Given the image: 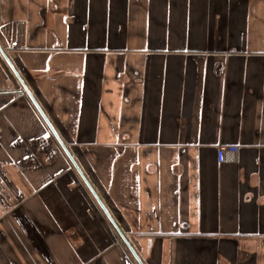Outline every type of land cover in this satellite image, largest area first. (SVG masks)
<instances>
[{
	"label": "crops",
	"instance_id": "0c3cea01",
	"mask_svg": "<svg viewBox=\"0 0 264 264\" xmlns=\"http://www.w3.org/2000/svg\"><path fill=\"white\" fill-rule=\"evenodd\" d=\"M0 264H264V0H0Z\"/></svg>",
	"mask_w": 264,
	"mask_h": 264
},
{
	"label": "built area",
	"instance_id": "2783aa9c",
	"mask_svg": "<svg viewBox=\"0 0 264 264\" xmlns=\"http://www.w3.org/2000/svg\"><path fill=\"white\" fill-rule=\"evenodd\" d=\"M16 42L13 43V46H16ZM238 148L236 146H227L222 145L218 147V160L222 162L227 152H236Z\"/></svg>",
	"mask_w": 264,
	"mask_h": 264
},
{
	"label": "water",
	"instance_id": "95a60500",
	"mask_svg": "<svg viewBox=\"0 0 264 264\" xmlns=\"http://www.w3.org/2000/svg\"><path fill=\"white\" fill-rule=\"evenodd\" d=\"M124 239H125V241H126V243L128 244V245H130L129 244V242L126 240V238L125 237H123ZM131 247V246H130ZM132 249V248H131ZM138 258V257H137ZM138 260L140 261V259L138 258ZM140 263H141V261H140Z\"/></svg>",
	"mask_w": 264,
	"mask_h": 264
}]
</instances>
